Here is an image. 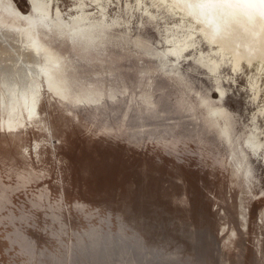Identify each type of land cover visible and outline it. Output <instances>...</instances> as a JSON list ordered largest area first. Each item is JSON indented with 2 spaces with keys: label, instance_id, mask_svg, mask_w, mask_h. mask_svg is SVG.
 <instances>
[{
  "label": "water",
  "instance_id": "obj_1",
  "mask_svg": "<svg viewBox=\"0 0 264 264\" xmlns=\"http://www.w3.org/2000/svg\"><path fill=\"white\" fill-rule=\"evenodd\" d=\"M0 264H264V4L0 0Z\"/></svg>",
  "mask_w": 264,
  "mask_h": 264
},
{
  "label": "rangeland",
  "instance_id": "obj_2",
  "mask_svg": "<svg viewBox=\"0 0 264 264\" xmlns=\"http://www.w3.org/2000/svg\"><path fill=\"white\" fill-rule=\"evenodd\" d=\"M256 1L264 4V0H256Z\"/></svg>",
  "mask_w": 264,
  "mask_h": 264
}]
</instances>
